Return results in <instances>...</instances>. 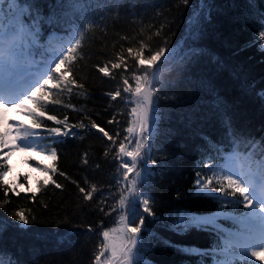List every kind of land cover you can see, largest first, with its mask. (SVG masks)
Returning <instances> with one entry per match:
<instances>
[{
  "label": "snow or ice",
  "instance_id": "1",
  "mask_svg": "<svg viewBox=\"0 0 264 264\" xmlns=\"http://www.w3.org/2000/svg\"><path fill=\"white\" fill-rule=\"evenodd\" d=\"M180 2L188 5V0ZM197 2L201 11L207 8L204 19L210 21L208 0ZM245 2L249 6L246 22L248 17L257 16L258 27L253 34L257 39H264V7H261L264 0ZM120 3L121 0H0V188L4 196L7 197L10 191L20 195L15 187H3L11 171L8 158L13 152H38L55 161L58 159L56 138L83 139L84 133L91 134L95 129L106 142H111L106 143L104 155L107 157L109 151L115 152L120 175L114 177L115 193L111 188L98 189L95 184L86 189L72 181L83 201L93 202L94 194L99 193L95 205H87L94 213L109 216L116 212L118 215V227L105 230L102 219L96 227L102 240L95 251L94 264H153L146 259L145 253L148 246L154 247L156 242L199 257L198 264H205V257L211 258V264H254L253 258L264 261V135L257 138L252 132L237 128L230 117L223 119L225 132L220 140L213 141L204 136L195 146L200 158L190 195L197 199L211 198L219 205L216 211L200 215L190 211L158 215L154 207L157 202L151 195V187L157 171L153 166L158 165L154 152L160 151L157 144L162 119L160 99L166 91L189 81L205 51L196 44L202 30L186 37L193 43L182 52L177 45L169 47L166 39L154 48L141 40L138 46L130 45L114 53L108 62L98 67L103 76L111 79H116L111 70H120L117 75L121 76L122 91L127 95L122 96L120 88L107 95L113 101L119 97L120 103L129 110L121 114L131 115L127 133L135 135L121 137L115 129L110 134L87 113L88 124L83 120L69 123L67 114L63 118L49 114L56 111L50 105L59 106L61 110L79 111L64 100L65 96L71 98L74 90L76 95L88 98L84 83L76 78V62L83 61L88 55L82 50L89 34L107 19L110 9L118 10ZM155 35L159 37L160 31ZM260 49L264 51V45H260ZM125 52L134 61L129 75H123L128 71ZM162 59L163 63H160ZM165 71L171 77H166ZM260 96L264 98V91ZM163 98L176 97L164 95ZM29 104L32 107H28ZM10 111L27 116L31 124L9 122L7 113ZM46 121L52 122L53 126ZM114 122L119 123L115 117L107 121L110 125ZM83 163L88 164L87 154ZM158 167L163 169L165 166L159 164ZM37 170L46 177L40 187L51 182L55 188H63L48 175L49 172L57 173L54 166L40 168L37 165ZM59 175L65 176V173L61 171ZM32 199L35 203V196ZM108 200L111 203H106ZM8 203L7 199L0 200V209H5ZM148 217L151 220L146 226ZM35 220V216L26 215L24 210L12 213L11 220L0 219V255L10 257L8 264H36L35 249L31 250L32 260L25 262L5 244V233L10 229L31 232L30 225ZM220 220L231 221L232 227L224 228ZM58 223L70 224L72 228L85 227L83 223L70 222L66 215ZM157 224L181 235L191 229L214 232L217 242L205 249L179 247L152 230L151 226ZM86 231L92 233L93 226L88 224ZM76 234L65 229L38 235L70 242V237ZM0 264L4 261L0 260Z\"/></svg>",
  "mask_w": 264,
  "mask_h": 264
},
{
  "label": "trees",
  "instance_id": "2",
  "mask_svg": "<svg viewBox=\"0 0 264 264\" xmlns=\"http://www.w3.org/2000/svg\"><path fill=\"white\" fill-rule=\"evenodd\" d=\"M208 4L211 8L210 21L204 19L207 8L201 11L197 0H188V5L180 0H121L118 10L110 9L107 19L89 34L82 50L88 55L83 61L76 62V78L84 83L88 98L76 95L75 90L71 98L64 97L66 103H71L79 111L72 108L61 110L59 106L50 105L56 111L49 114H56L58 118L67 114L69 123L83 120L88 124L89 119L85 118L87 113L91 120L110 134L115 129L121 133V137L127 136L132 117L121 113L129 110L120 103L119 97L113 101L107 95L117 88L121 89L122 96L127 95L122 91L121 76L117 75L120 70H111L109 64L112 74L116 76V79H111L103 76L98 67L108 62L114 53L130 45L138 46L141 40L150 48L160 44L162 39L168 41L169 47L178 46L182 41L190 45L193 42L186 37L202 30L203 34L196 44L205 51L189 81L166 91L160 99L162 119L157 139L160 151L154 152V157L158 165L165 167L159 169L158 165L153 166L157 171L152 177L151 187L158 215L178 211L211 214L219 207L211 198L197 199L190 193L200 158L195 146L202 142L204 136L213 141L220 140L225 132V116L230 117L237 128L248 130L257 138L264 135L261 131L264 129V98L260 96V92L264 91V51L260 49L264 39H257L253 34L258 27V17L252 15L246 22L249 6L245 0H208ZM158 30L159 37L155 35ZM125 58L128 71L123 75H129L133 71L134 61L126 52ZM165 76L171 77V74ZM130 83L134 84L131 80ZM164 95L176 98L164 99ZM113 117L118 124L107 123ZM46 123L53 126L50 121ZM41 135L46 133L41 132ZM56 139L58 159L51 165L57 169V173H49L52 180L63 186L62 189L55 188L50 182L44 187L39 185L35 191L19 192V196L10 191L5 197L0 188V200L9 201L5 209H0V219L11 220L12 213L19 210L36 217L30 225L33 231L10 229L5 233V244L25 262L32 260L31 250L35 249L36 264H94V254L102 240V236L97 235L96 227L101 219L105 230L114 227L118 215L116 212L109 216L94 213L87 205H95V197L99 193L94 194L93 202L83 201L82 194L72 181L86 189L95 184L98 189L106 191L111 188L115 193L117 184L114 177L119 172V159H114V151H109L107 157L104 155L106 143L111 142H106L95 129L91 134L84 133L83 139ZM85 154L87 165L83 163ZM97 164L99 167H96ZM61 171L67 179L59 175ZM3 187L11 188L7 183ZM106 203H111V200ZM65 215L70 222L83 223L85 227L72 228L70 224L58 223ZM149 220L151 217L146 218V226ZM88 224L94 228L92 233L86 231ZM151 227L179 247L205 249L217 242L214 232L191 229L181 235L159 224ZM65 229L77 233L70 237V242L38 235L63 232ZM145 256L153 264H198L199 261V257L159 242L154 247L150 244ZM9 259L7 254L0 255L4 264H8Z\"/></svg>",
  "mask_w": 264,
  "mask_h": 264
},
{
  "label": "rangeland",
  "instance_id": "3",
  "mask_svg": "<svg viewBox=\"0 0 264 264\" xmlns=\"http://www.w3.org/2000/svg\"><path fill=\"white\" fill-rule=\"evenodd\" d=\"M181 46L178 47V50L181 48ZM165 55H167V53ZM160 63H163V59L160 61ZM157 66H159V64ZM10 116L19 120L25 115H22L19 112L10 111ZM8 118L9 116L7 113V119ZM8 121L10 120L8 119ZM129 135H135V133ZM33 160L38 161L44 166L50 164L53 161L48 155H43L38 152L15 151L8 158V164L11 166V171H9L5 180L8 184H10L11 187H15L17 192L35 191L37 190L39 184L42 183L44 179H46L45 174L42 171L37 170V167L31 163ZM42 167L43 166H40V168ZM24 181L25 184H23ZM116 227H118V223ZM253 259L254 264H264V261L255 260V258Z\"/></svg>",
  "mask_w": 264,
  "mask_h": 264
}]
</instances>
